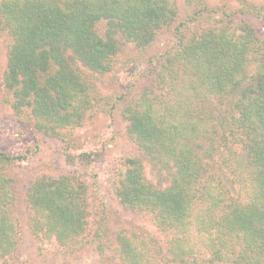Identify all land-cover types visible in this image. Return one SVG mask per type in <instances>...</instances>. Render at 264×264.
<instances>
[{
  "label": "trees",
  "instance_id": "16d2710c",
  "mask_svg": "<svg viewBox=\"0 0 264 264\" xmlns=\"http://www.w3.org/2000/svg\"><path fill=\"white\" fill-rule=\"evenodd\" d=\"M182 1L195 13L181 17L175 0H0L5 102L35 133L60 138L66 163L82 169L31 182L33 236L68 254L91 248L100 264H264V35L245 22L209 25L206 0ZM239 2L243 12L259 11ZM162 36L171 45L149 61L157 85L117 100L142 156L111 172L114 199L151 217L158 236L112 234L97 203L93 165L102 153L74 154L69 138L93 106L90 75L137 69L121 47L158 50ZM20 159L0 152V264H31L17 259L12 171ZM146 163L164 187L148 180Z\"/></svg>",
  "mask_w": 264,
  "mask_h": 264
},
{
  "label": "rangeland",
  "instance_id": "374dc122",
  "mask_svg": "<svg viewBox=\"0 0 264 264\" xmlns=\"http://www.w3.org/2000/svg\"><path fill=\"white\" fill-rule=\"evenodd\" d=\"M175 1L181 17L184 18L187 12L195 13L194 9L189 10L182 0ZM248 2L259 8V11L243 12L240 10L242 5L239 0H206L207 11H203L201 16L204 19L209 17V25L223 21L237 26L245 22L260 36H263L264 0H248ZM95 29L100 36L104 37L105 22L97 23ZM7 44L8 41L0 37V152L21 158L19 165L12 171L15 180V216L19 229L17 259L20 262L31 264H100L91 248L68 254L54 240H42L33 236L29 230L30 212L25 198L31 182L40 176L57 178L73 169L80 168L78 165L70 167L66 163L63 152L64 143L60 138L35 133L27 118L24 115L17 117L9 104L5 102L2 74L5 69ZM170 45V38L162 36L158 41L160 49H148L146 53L141 54L132 44H124L121 47V55L126 57L131 55L135 59L137 69L128 70L127 65L123 69H118L115 74H106L101 77L91 74L90 79L97 78L93 81L94 89L91 90L94 98L93 106L87 112L83 125L76 129L69 138L74 154L82 151L102 153L103 161L93 165L98 185L99 200L97 203L102 204L106 216L109 217V228L112 234L123 228L143 230L158 236L151 217L126 210L114 199L111 172L113 164L120 159L130 155L142 156L127 138L126 122L120 117L118 109L121 101L117 100H121L125 95L132 100L146 87L157 85L158 79L149 74V61L158 55V51L165 50ZM80 69L83 71V76L88 75L86 69ZM209 107L206 106V108ZM194 109V114H199L200 108ZM80 171L82 172V169ZM145 173L154 185L161 187L166 185V181L164 180L162 184L161 178L151 170L148 163L145 164Z\"/></svg>",
  "mask_w": 264,
  "mask_h": 264
}]
</instances>
